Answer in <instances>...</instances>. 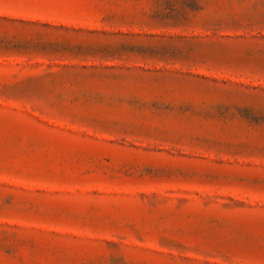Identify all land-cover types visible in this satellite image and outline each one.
I'll return each mask as SVG.
<instances>
[{
    "label": "rangeland",
    "instance_id": "rangeland-1",
    "mask_svg": "<svg viewBox=\"0 0 264 264\" xmlns=\"http://www.w3.org/2000/svg\"><path fill=\"white\" fill-rule=\"evenodd\" d=\"M0 264H264V0H0Z\"/></svg>",
    "mask_w": 264,
    "mask_h": 264
}]
</instances>
